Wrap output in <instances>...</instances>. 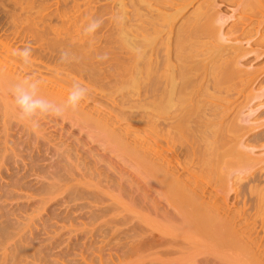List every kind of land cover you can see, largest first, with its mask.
I'll use <instances>...</instances> for the list:
<instances>
[{"label": "bare ground", "instance_id": "1", "mask_svg": "<svg viewBox=\"0 0 264 264\" xmlns=\"http://www.w3.org/2000/svg\"><path fill=\"white\" fill-rule=\"evenodd\" d=\"M100 3L0 0V264H264V77L245 59L264 0ZM25 76L88 94L33 127L7 92Z\"/></svg>", "mask_w": 264, "mask_h": 264}, {"label": "clouds", "instance_id": "2", "mask_svg": "<svg viewBox=\"0 0 264 264\" xmlns=\"http://www.w3.org/2000/svg\"><path fill=\"white\" fill-rule=\"evenodd\" d=\"M102 20L93 19L83 29V34L91 36L100 27ZM12 55L17 57L22 64L28 65L32 59V47L26 45L23 48L13 49ZM102 56L100 59H106ZM68 59L66 52L61 54V61ZM42 82L34 76H25L17 79L8 85L7 92L11 98L18 118L29 123L33 127L38 126L40 118L45 117H62L68 110H76L88 94V89L74 82L68 91L66 99L62 103L48 98L41 91Z\"/></svg>", "mask_w": 264, "mask_h": 264}, {"label": "rangeland", "instance_id": "3", "mask_svg": "<svg viewBox=\"0 0 264 264\" xmlns=\"http://www.w3.org/2000/svg\"><path fill=\"white\" fill-rule=\"evenodd\" d=\"M79 2H81V0H79ZM100 5H107V4H109L110 6H112L113 7V3H112V0H100ZM50 3V2H49ZM48 3V4H49ZM52 1H51V3L49 4V5H51V6H54V5H52ZM47 6V5H45V6H47V10L44 12H42V15H44V14H47V12H52L53 10H55V7H54V9H50V8H53V7H51V6ZM39 6V5H38ZM48 7H50V8H48ZM40 8V7H39ZM38 7H37V5H36V7H34V9H33V11H31L32 12V14H34V16H35V12H37V10L39 9ZM116 8V7H115ZM118 8V7H117ZM51 11H50V10ZM228 10V11H227ZM67 11V10H66ZM65 11V12H66ZM224 11H225V9H224ZM54 12V11H53ZM226 12H230V10L229 9H227L226 8ZM44 13V14H43ZM70 15V14H69ZM105 18L107 19V17H104L103 19L105 20ZM55 23V22H54ZM53 23V24H54ZM55 25V24H54ZM245 59H247L248 61H252L251 62V64H252V68H258V72L256 73L257 75L258 74H261L263 77H264V55H261L259 58H257V59H255V57H254V55L253 54H251V55H248L247 57H245ZM249 91H247L246 92V95L245 96H248V93ZM250 100H251V96H249L247 99H245V100H243L242 102L243 103H240L241 102V100H239L237 103L239 104L240 103V106L238 107L239 109H240V111L241 112H243V116L245 117L247 114H248V111H246V107H248V106H252V105H254L255 103H256V100H254V101H252V102H250ZM250 102V103H249ZM237 103H236V105H237ZM238 108H237V110H238ZM236 110V111H237ZM49 126H51V124L50 125H48L47 127H49ZM67 129H69V127L66 125V128H65V130H67ZM64 130V131H65ZM49 131H53V129H50ZM260 152H256V154H259ZM263 169H264V167H263ZM83 222V220H79L78 222ZM76 223V222H75ZM62 237H61V240H65L67 237H68V235L66 234V232H65V230H63L62 231ZM39 238H45V236H42V237H39ZM97 241V243L96 244H93L91 247H90V249H88V252H87V254H89V257H93V256H95V255H93L92 256V254H93V252L97 249V247H101L102 245L100 244V239L98 238V240H96ZM45 244V243H44ZM60 244V243H59ZM79 244H81V242L79 243ZM60 247H53V249L51 250V252L50 253H57V252H59L60 251V249H63L64 247H65V245L64 244H62V245H59ZM82 249V246L80 245V246H78V248H77V250H81ZM113 248H112V245H110V246H108L107 248H104V250H102V252H100V255L101 256H103V259L105 260V262H109L108 261V259H109V255H114L113 257H115V251L114 250H112ZM108 251H110V252H108ZM114 253V254H113ZM148 253H150V252H148ZM159 253H161V252H159ZM73 254H71V257H68L69 259H71V258H73V256H72ZM99 255V254H98ZM159 255V257L163 260V259H166V260H170V259H176V258H178L179 257V254H158ZM97 256V255H96ZM151 258H153V256H150ZM136 258V256H131V257H127L126 259H125V261L127 262V261H132V260H134ZM115 259V258H114ZM149 259V258H148ZM147 259V260H148ZM144 261H146V259H144ZM144 261H142V262H144ZM119 263V261H117V260H114V264H118ZM86 264H89L88 262L86 263ZM96 264V263H95ZM110 264H112V263H110Z\"/></svg>", "mask_w": 264, "mask_h": 264}]
</instances>
